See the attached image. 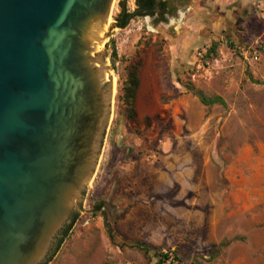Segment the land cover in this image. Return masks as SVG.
<instances>
[{
    "label": "rangeland",
    "instance_id": "rangeland-1",
    "mask_svg": "<svg viewBox=\"0 0 264 264\" xmlns=\"http://www.w3.org/2000/svg\"><path fill=\"white\" fill-rule=\"evenodd\" d=\"M119 1L101 48L115 93L100 156L43 264H154L160 253L178 264H264V0H191L164 23L133 18L123 29L113 27ZM136 60L128 118L116 97ZM191 89L224 105L204 106Z\"/></svg>",
    "mask_w": 264,
    "mask_h": 264
},
{
    "label": "water",
    "instance_id": "water-1",
    "mask_svg": "<svg viewBox=\"0 0 264 264\" xmlns=\"http://www.w3.org/2000/svg\"><path fill=\"white\" fill-rule=\"evenodd\" d=\"M112 2L0 0V264H43L81 207L111 116Z\"/></svg>",
    "mask_w": 264,
    "mask_h": 264
},
{
    "label": "trees",
    "instance_id": "trees-1",
    "mask_svg": "<svg viewBox=\"0 0 264 264\" xmlns=\"http://www.w3.org/2000/svg\"><path fill=\"white\" fill-rule=\"evenodd\" d=\"M175 1L176 0H173V2ZM125 3H126V0H120L118 2L119 11L113 17V20H114L113 27L123 29L128 25L131 19L137 18V17L142 18L147 14L148 15L152 14L151 11H149V9L152 8L154 0H135V3L139 7L146 10L143 13H139V12L137 13L135 11L134 12L128 11L126 9ZM162 4L163 3H161V5ZM158 21L159 20H155L154 24H157ZM157 43L158 42L155 41L153 45L155 47V54L158 56L160 54V46ZM211 52H214V45L208 49V51L204 54V56L209 55ZM110 56H111V64L114 65L116 61V52L114 50V47L111 50ZM141 65H142V62L140 60L129 62L124 67L125 73L118 87L116 101L120 103V105L121 104L125 105V107L128 109V112L126 113L128 118H131L135 115L133 106H134L136 94L139 88V69ZM191 91L193 95L197 97L198 101L204 106H211L214 104L224 105L223 100L219 96L208 97V96H205L199 90L191 89ZM160 101L162 103H165L167 101L166 98L162 94L160 96ZM144 122L147 123V120L144 119ZM93 208L95 209V211H98L100 209V204L95 205ZM75 219H76V215L73 217L72 222H74ZM70 227L71 225H69L65 229V231L63 232V235H66ZM138 249H141V247H139ZM165 257H166L165 253H160L158 255V259L156 260L154 264H163Z\"/></svg>",
    "mask_w": 264,
    "mask_h": 264
},
{
    "label": "flooded vegetation",
    "instance_id": "flooded-vegetation-1",
    "mask_svg": "<svg viewBox=\"0 0 264 264\" xmlns=\"http://www.w3.org/2000/svg\"><path fill=\"white\" fill-rule=\"evenodd\" d=\"M190 1L191 0H176L175 2H173V0H154L152 8L149 9V11H151L152 14L151 15L147 14L144 17H148L153 23L155 20H159L157 24L164 23L167 20V18H169V17L174 18L176 16V13H177L179 8H184V7L186 8V6H188ZM161 3H163V4L161 5ZM134 11L137 13L138 12L143 13L146 10L139 7L134 2V9L131 12H134ZM137 18H139V17H137ZM93 207L90 210L91 213L96 212ZM76 212H77V210L70 215L68 223L62 228L61 232L59 233V236L69 226V223L72 221L73 217L76 215ZM59 236H57V238H56L57 240H58Z\"/></svg>",
    "mask_w": 264,
    "mask_h": 264
},
{
    "label": "built area",
    "instance_id": "built-area-1",
    "mask_svg": "<svg viewBox=\"0 0 264 264\" xmlns=\"http://www.w3.org/2000/svg\"><path fill=\"white\" fill-rule=\"evenodd\" d=\"M205 54V49L196 53V56L202 58ZM163 264H178L177 260L171 253H166V257L164 259Z\"/></svg>",
    "mask_w": 264,
    "mask_h": 264
},
{
    "label": "bare ground",
    "instance_id": "bare-ground-1",
    "mask_svg": "<svg viewBox=\"0 0 264 264\" xmlns=\"http://www.w3.org/2000/svg\"><path fill=\"white\" fill-rule=\"evenodd\" d=\"M112 5H113V2H112ZM112 5H111V7H112ZM110 13H111V10H110ZM110 13H109V16H108V19H107L106 28H105V32L104 33H106L107 26H108V24L110 22ZM101 48H102V45L98 47V50H101ZM111 79H112V97H113V95L115 93V78L113 76H111Z\"/></svg>",
    "mask_w": 264,
    "mask_h": 264
}]
</instances>
